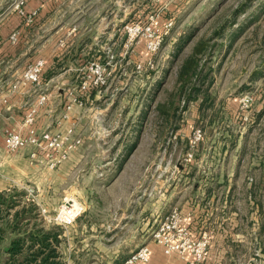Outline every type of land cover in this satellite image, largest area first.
Wrapping results in <instances>:
<instances>
[{"label": "rangeland", "instance_id": "1", "mask_svg": "<svg viewBox=\"0 0 264 264\" xmlns=\"http://www.w3.org/2000/svg\"><path fill=\"white\" fill-rule=\"evenodd\" d=\"M70 6L92 14L107 10L115 24L123 19L140 31L129 34L130 65L124 77L110 78L106 88L83 97L82 105L73 106L64 119H71L68 123L43 130L47 124L38 128L36 118L39 131L72 129V137L83 140L73 152L82 157L66 176H59L63 163L50 168V152L28 147L32 168L27 179L6 192L12 197L0 206V264H6L11 241L34 224L31 217L27 226L23 222L22 229L13 230L15 209L36 214L39 227L62 231L58 252L65 264H124L141 246L135 248L129 231L125 256L120 243L109 237L117 206L122 207L119 197L128 205L138 199L151 205L175 180L192 179L198 186L217 182L222 167L239 170L242 186L257 178L264 218V0H72ZM150 26L154 29L147 31ZM154 38L161 39L156 52L148 47ZM201 39L210 40L200 56L201 64L206 62L198 78L182 81L184 86L180 66ZM81 81V75L72 79L76 87ZM197 130L202 134L198 141L193 137ZM181 168L191 174L177 176ZM247 190L238 192L243 211L248 210ZM202 193L195 194L196 204ZM64 203L73 216L80 213L74 220H57ZM32 204L36 210L30 212ZM174 209L180 210L169 212ZM257 237L251 255L245 240L236 264H264V239L259 232ZM207 253L200 264H218L216 259L208 262Z\"/></svg>", "mask_w": 264, "mask_h": 264}, {"label": "crops", "instance_id": "2", "mask_svg": "<svg viewBox=\"0 0 264 264\" xmlns=\"http://www.w3.org/2000/svg\"><path fill=\"white\" fill-rule=\"evenodd\" d=\"M12 2L9 5L7 0H0V193L9 192L14 185L25 182L32 168L29 156L31 148L9 152L5 146V136L8 131L24 132V118L41 93L48 94V101L38 110L37 127L47 124L43 130L55 129L71 121L63 120L62 114L65 104L71 100L69 97L68 101L67 95L75 92L72 79L75 76L79 78L90 62L105 60L108 51H112L115 54L112 79L124 77L130 65L124 21L122 19L120 24H115L112 13L107 10L92 14L80 7H71L72 0H26V12L36 13L33 21L27 22L12 7ZM14 32L18 33L15 42L11 40ZM38 60L45 62L41 84L21 83L27 67ZM16 83L19 86L13 92L12 86ZM81 157L79 152H73L58 168L59 176H66ZM185 170L181 168L177 176L190 173H185ZM239 174L236 168L227 171L222 167L218 177L215 176L216 179L220 178L217 182L198 186L199 183L192 179L184 183L175 180L157 200L154 193L146 195L155 200L151 205L140 199L128 205L119 197L122 207L117 206L115 213L118 219L109 230V237L120 243V253L127 256L131 245L129 231H132L135 248L147 244L152 250L148 264H188L187 260L176 254L165 255L163 249L150 238L169 210L177 207L193 234H209L208 262L216 259L214 262L218 264H236L237 256L246 248L244 243L247 238L250 241V255L258 232L260 241L264 239V218L260 209L262 202L257 199V178L254 181L250 177L249 182L242 186L238 182ZM200 189L203 191L201 203L196 204L194 197ZM242 189L249 192V198L245 199L248 210L244 211L238 198V192ZM140 195L144 199V194Z\"/></svg>", "mask_w": 264, "mask_h": 264}, {"label": "built area", "instance_id": "3", "mask_svg": "<svg viewBox=\"0 0 264 264\" xmlns=\"http://www.w3.org/2000/svg\"><path fill=\"white\" fill-rule=\"evenodd\" d=\"M14 9L25 17L27 22H32L36 13L28 14L26 12V0H15ZM155 25H159L156 22ZM169 26H172L170 22ZM154 29L150 26L147 31ZM123 30L125 32L126 45L128 49L129 34L132 31H140L138 27H129L124 25ZM0 36H1V24H0ZM152 36V35H151ZM18 38V33L14 32L11 35V40L15 42ZM161 44V39L154 38L149 42V49L156 52ZM129 51V50H128ZM115 54L112 51H108V55L105 60H94L87 65V69L82 73V81L75 88V92H71V100L64 106V113L62 119H67L69 111L75 105H82L83 97H90V95L97 90L106 88L108 81L112 78V68L114 66ZM45 62L44 60H38L36 63L31 64L25 70L21 83L33 84L39 86L41 84V76L44 72ZM140 68V66H139ZM19 84H13V92L18 89ZM48 101V94L41 93L36 104L32 106L29 112L26 114L23 121L24 132L20 131H8L5 136V146L9 152H17L18 150L28 147L36 148L37 151H48V163L50 168L58 167L61 163L66 162L71 152L79 147L83 140L78 137H72V129H69L66 133L51 132V131H39L36 127V118L38 109L44 106ZM193 137L195 140H200L202 134L200 130L194 132ZM31 157H36V153L33 152ZM192 159V155L187 157V161ZM66 203V201H65ZM65 203L61 207L59 218L65 222L74 220L78 215H72L73 210H69ZM67 210H65V209ZM45 210L42 209L41 213L44 215ZM71 215L70 218L65 216ZM68 219V221H67ZM152 241L163 249L165 255L176 254L183 260H187L188 264H200L203 262L205 255L209 247V239L206 233H200L199 235L193 234L190 228L186 225L182 212L178 209H174L169 212L158 223L153 230ZM152 255L151 248L146 244L138 248L124 264H148Z\"/></svg>", "mask_w": 264, "mask_h": 264}, {"label": "trees", "instance_id": "4", "mask_svg": "<svg viewBox=\"0 0 264 264\" xmlns=\"http://www.w3.org/2000/svg\"><path fill=\"white\" fill-rule=\"evenodd\" d=\"M221 29L223 30V28ZM188 38L189 37H182V41H187ZM182 41L179 44L183 43ZM209 41L210 40L201 39L194 46L191 54L184 59L178 72V78L181 83L182 81L191 82L196 77L198 78L197 72L206 62L205 61L201 64L203 59L200 56H204V53L207 50L206 44ZM182 85L185 86L187 84L182 83ZM153 91H155L154 88ZM160 108L161 107L158 106L157 110L161 111ZM14 195L15 194H13V206H11L13 209L17 207V201H15ZM11 197L12 194L0 193V206L6 202L5 199ZM1 210L2 208H0V211ZM33 210H36V207L32 204L30 212ZM31 217L34 219L33 227L25 230L23 234H18L7 248L9 257L7 258L6 264H65L61 261L58 252V245L60 244L59 236L62 235V231H59L56 227L50 229L39 227V224L35 222L37 221L36 214H34V216H30V214L27 216L25 209L14 210L13 224L11 225V228L13 230L22 229L23 222H26L25 226H27L29 222H32ZM8 225L9 223L7 222L6 226Z\"/></svg>", "mask_w": 264, "mask_h": 264}]
</instances>
